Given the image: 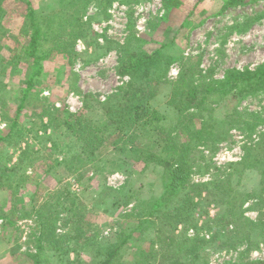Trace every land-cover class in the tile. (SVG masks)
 <instances>
[{"label":"rangeland","instance_id":"1","mask_svg":"<svg viewBox=\"0 0 264 264\" xmlns=\"http://www.w3.org/2000/svg\"><path fill=\"white\" fill-rule=\"evenodd\" d=\"M32 1L44 31L50 34L40 44L41 51L48 52L42 61L43 70L26 97L28 80L36 66L26 51L31 36L25 19L26 3L5 0L6 13L1 20L0 136L13 128L10 140H19L20 146L0 141V264H34L28 254L42 253L46 258L49 252L52 254L47 240L40 239L42 213L45 217L49 213L51 218L57 205L62 217L57 224L59 235L82 231V238L98 231L105 236L111 231L130 233L141 218L145 219V209H149L146 202L158 199L164 192L165 169L144 160L127 159L124 164L118 159L120 154L109 148L95 163L70 171L63 159L71 157L81 145L64 125L69 114H83L96 123L107 124L106 105L133 81L131 73H121L127 58L124 53L132 56L134 52L152 53L159 48L162 56L153 68L149 105L163 118L159 132L150 126L137 140L147 149L154 142L164 145L178 132L182 141L192 139L191 183L213 184L217 179L227 182L233 192L230 200L237 204L235 212L255 221L258 227L250 236L242 234L235 221L219 227L221 220L229 216L228 207L221 200L217 204L219 197L204 189L201 199L200 192L196 194L192 187L182 194L194 192V200L200 202L192 218L173 229L176 223L170 222L175 221L172 215L179 195L152 217L164 228L162 237L186 231L189 238L214 239L203 250L201 264L203 260L207 264L264 261V88L239 98L231 97L232 93L227 97L221 94L224 99L217 89H198L199 95L203 92L206 97L205 104L200 111H190L213 122L209 128L212 135L204 138L190 132L202 126L201 116L186 120L191 116L182 115L170 104L175 83L183 75H187L189 84L203 85L224 80L228 70L257 69L264 64V0L239 4L229 0ZM78 16L83 20L81 34L76 33L80 25H73ZM57 33L74 52L70 49L60 53L55 49L52 37ZM184 89L188 90L187 85ZM233 111L237 112L233 122H224ZM171 129H175L173 135ZM215 131L221 135L217 137ZM249 148L260 154L258 163L246 158ZM21 156L25 159L17 167ZM245 158L246 166L235 165ZM81 173L84 178L79 179ZM104 186L133 192L131 205L120 209L105 205L99 199ZM73 201L74 211L82 215V220L75 214L69 224L68 216L74 212L67 207ZM141 201L145 203L141 205ZM216 218L220 219L214 221ZM148 224L147 229L132 234L114 264H158L174 252L173 240L157 237L153 233L155 225ZM177 244L181 245L180 239ZM80 249L84 257L86 252ZM179 249L183 257V249ZM154 253L158 254L156 259L150 258ZM178 258L170 257L175 261ZM49 263L57 264L54 257Z\"/></svg>","mask_w":264,"mask_h":264},{"label":"trees","instance_id":"2","mask_svg":"<svg viewBox=\"0 0 264 264\" xmlns=\"http://www.w3.org/2000/svg\"><path fill=\"white\" fill-rule=\"evenodd\" d=\"M4 1L5 0H0V29L1 20L6 13L3 6ZM19 1L26 3L27 10L25 19L31 30L30 41L26 51L36 62V66L32 72L33 74L29 78L28 86L25 90L26 97L33 86L35 77L43 70L42 61L48 56V52L44 50L41 51L40 44L50 33L44 31L43 23L38 18L33 1ZM245 1L246 0H229V3L239 4ZM81 18L82 17L80 16L76 17V23H73V25H80V30L76 31L77 34L82 33L83 20ZM66 22L69 21L67 20ZM59 35L60 33H57V37H52V40L56 43L55 49L60 53L69 52L72 46L70 47L69 43L61 38L62 35ZM161 49L162 48H159L152 53L134 52L132 53V56L129 54L130 52L124 53L123 57L126 55L127 58H131L127 59L125 57V61H123V65L121 66V73H131L133 75V81L128 85L126 91L122 94L114 95L106 105L105 110L109 120L107 124L96 123L85 117L83 114H69L67 116L64 126L73 132L81 146L77 152L72 154L69 158L65 157L63 161L70 165V171H73V168L82 169L90 162L95 163L97 157L102 154L104 150L111 148L110 150L114 152L117 151L120 156H123V159L120 156L118 159L120 158V161L124 164L128 162L127 159L134 160V162L144 160L148 165L156 164L157 166L163 167L167 175L163 194L156 200L152 199L153 201L146 202L149 209H145L148 210L145 219L139 218L140 220L137 226L133 227V230H131L130 233L123 231L122 233L117 234L116 231H111V234L109 233V235H113V238L109 235L105 236L101 231L94 232L92 235L86 233L82 238L80 237V233L83 234L82 231L78 232V234L76 232L71 235L67 233L59 235L57 233V224L62 217H60L61 212L59 213L58 205L56 207V212L51 218L49 217V213L46 217L45 214L42 213L43 231H41L40 239L41 241L47 240L50 244V251L52 254L49 252L47 258L43 257L42 253L28 254L30 257L34 258V264H47L53 257L57 264H114L115 260L119 259L122 247L130 240L132 234L140 232L143 228L147 229V226L149 225L148 223L155 225L153 233H155L157 237L163 238L164 240L171 239L174 244H176V249H174V252L171 251L168 259L163 260L158 264H201V260L203 259L201 254L202 252L204 253L203 250L207 248L208 242L210 243L214 241V239L207 240L196 236L194 238H189L186 231L184 232L185 234L178 236L174 234L173 236L162 237V234H164V228L159 222H156L157 219H153L154 217H152L155 215L156 211H160L164 206L167 207L173 202L172 199L179 195V201L174 207L175 213L172 215V218H175V221L171 220L170 222L171 225L176 223L173 225V229H176L183 221L189 219L193 215L192 211L194 209L197 210L199 208L200 202L194 200L196 199L194 192L197 194V191L200 192L199 197L201 199L203 198L204 190H207L208 193L211 192L215 194L219 197L216 199V203L221 200V203L228 207L226 213H229V216L226 219L221 220L222 223L219 224V227L230 226L232 221H235L237 224V227H235L241 231L242 234L248 236H250L253 228L258 227V223L255 221L250 220L243 214H240V212H235L237 204L235 202V205H233V199L230 200L233 197V192L229 190V184L227 182L222 181V179H217L213 181V184L212 182L191 183L189 180L191 174L189 151H192L193 148V145L191 144L192 139L182 141L181 132H178L175 137H168L167 143L164 145H161L159 142H154V145L152 146L150 144V148L147 149L143 146L142 142L137 140L141 132L149 131L150 126H152L156 132H159V124L162 122L163 115H160L159 112L152 109L149 105V100L153 96V90H151L154 80L153 68L157 65L159 58L162 56ZM125 50H128V48H125ZM72 51L73 50L71 49V53ZM190 82L191 81L187 78V75L181 76L179 81L176 82L177 84L175 83L170 104L182 115L185 113L186 115L191 116L185 117L186 120L190 119L193 121L195 119L193 117H197L200 113H192L190 111L191 108H197V111H200L205 104L204 99L206 98L203 96V92L199 95L200 92L198 89H217L220 96L222 94L227 97L232 93L231 97L233 98H239V95H247L254 91V89L260 87L264 88V64L257 69H246L244 71L235 69L228 70L224 80L203 83V85H192L189 84ZM185 85H187L188 90L184 89ZM224 98L225 97L222 99ZM204 109L206 108L204 107ZM236 113V111H233L230 114H227V118L224 122H233V117ZM209 117L211 118L212 115H209ZM200 120L202 121V126L199 129H192V131H189L191 133H196L202 138L206 135H212L209 128L211 129L213 122L208 118L203 119L202 116ZM182 123L183 121H181L180 124ZM177 128L179 129V125ZM174 130L175 129H171L170 131L172 132V135L173 132H175ZM12 133L13 128L3 136H0V141L10 142L11 145L19 148V140L16 142L10 140L12 138ZM213 134L217 135V137L221 135V133L217 131ZM12 142L14 144H12ZM21 153L24 154V150H22ZM23 157L21 156V158H19L20 162L17 164V167L23 163L22 161L25 159ZM246 158L253 159L257 163L261 160L260 154L253 152V148H249ZM246 158L244 161L236 163L235 165L246 166ZM100 161H98L95 166H98ZM78 177L79 179H82L84 178V174L81 173ZM211 184L213 186H211ZM190 187L195 191L193 193L188 192L186 196L182 195L185 194ZM124 189L118 190L111 186H104L100 192L99 199L104 200L105 205L111 204L115 209L131 205L134 194L131 191L123 192ZM140 203L143 205L145 202L141 201ZM229 204H231V206ZM74 207L75 201L72 202L70 207H67V209L74 212L68 216L69 219L67 222H69V224L74 221L73 219L76 215L77 218H79V221L82 220V215H80L79 212L74 211ZM105 210L107 211L108 209ZM48 211H51L50 208ZM125 216L128 217V214ZM218 219L220 218H216L214 221H218ZM195 226H197L196 223ZM235 230L236 229L233 231ZM179 239L181 240V245L177 244V240ZM83 240H85V242ZM79 243L81 244L78 246ZM80 248H83L85 250L84 252H86L84 257ZM179 248L183 249V257L180 256L181 250ZM91 252H94V254H91ZM72 253H75L74 259L71 258ZM155 255L157 256L158 254L154 253L150 258L156 259ZM170 257L179 258L175 261L171 260ZM146 258L149 260V257H145V260L147 261ZM150 263H152V261H150ZM154 264H156V261ZM202 264L207 263L203 260ZM258 264H264V261H259Z\"/></svg>","mask_w":264,"mask_h":264},{"label":"built area","instance_id":"3","mask_svg":"<svg viewBox=\"0 0 264 264\" xmlns=\"http://www.w3.org/2000/svg\"><path fill=\"white\" fill-rule=\"evenodd\" d=\"M74 185H75V187H77V186H78V185H76V184H74ZM192 231H193V230H192ZM192 231H191V232H192Z\"/></svg>","mask_w":264,"mask_h":264}]
</instances>
